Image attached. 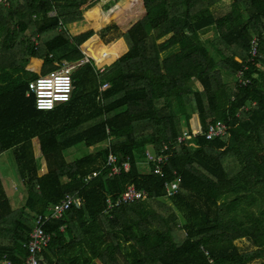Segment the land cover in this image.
Wrapping results in <instances>:
<instances>
[{"label":"trees","instance_id":"trees-1","mask_svg":"<svg viewBox=\"0 0 264 264\" xmlns=\"http://www.w3.org/2000/svg\"><path fill=\"white\" fill-rule=\"evenodd\" d=\"M8 1L0 156L13 152L26 199L13 208L0 180V264H27L34 218L68 195L80 204L48 222L45 264L264 261V0ZM211 31L218 38L205 45ZM64 62L82 63L71 102L37 111L29 83ZM217 121L228 134L208 140ZM76 147L90 152L70 161ZM148 151L170 155L159 174ZM110 154L131 168L111 175ZM131 184L147 199L108 210ZM169 184L180 191L168 196Z\"/></svg>","mask_w":264,"mask_h":264},{"label":"built area","instance_id":"built-area-1","mask_svg":"<svg viewBox=\"0 0 264 264\" xmlns=\"http://www.w3.org/2000/svg\"><path fill=\"white\" fill-rule=\"evenodd\" d=\"M9 5L10 2L8 0H0V7H7ZM260 50L261 40L260 38L255 37L250 50L251 61H255L260 56ZM89 61V59H86L82 63H87ZM81 64L64 62L58 70L51 72L48 75L38 77L29 83V94L35 97V106L37 111L52 112L58 107L71 102L75 90L74 73ZM245 65L247 70L248 64ZM244 71L245 70H242L239 73V76L241 77V82L243 84H247L250 82V79L243 77ZM107 88L108 85H105L103 90H106ZM199 134L200 132L196 133L194 136H198ZM227 134L228 127L226 123L223 121H217L210 125L207 132V139L213 140L219 137H224ZM189 137V131L185 130L178 139V142L184 143ZM164 150L169 152L170 146L165 145ZM147 157L149 164L153 165L155 173L159 174L161 172L162 165H165L169 161L170 155L168 153L158 155L152 151H148ZM106 166V168L110 170L111 175L121 174L123 170L131 168L129 161L121 163L120 159L113 154L108 156ZM96 175L97 174H93L91 176L95 177ZM92 177H89L88 180H90ZM178 191H180L178 184L167 185L168 196L174 195ZM147 196L148 194L145 190H141L135 184H131L117 201L111 198L108 200V210H112L115 207L125 204H132L146 200ZM79 204L80 200L77 198V196L68 195L59 205L54 206L47 215L36 216L34 218L28 241L29 244L26 247L29 251L27 264H45L43 254L50 246L52 241V236L47 232V227L49 224L48 222L52 220H62L64 213L70 211L73 206H78Z\"/></svg>","mask_w":264,"mask_h":264},{"label":"rangeland","instance_id":"rangeland-1","mask_svg":"<svg viewBox=\"0 0 264 264\" xmlns=\"http://www.w3.org/2000/svg\"><path fill=\"white\" fill-rule=\"evenodd\" d=\"M230 11H231V7L229 5H227L226 7L221 6V7L217 8L214 12H215L216 18H221V17L227 15L228 13H230ZM84 24L86 26V25H88V22L85 21ZM74 27L75 28L79 27V25L78 26H70V28H74ZM28 35H30V32H28ZM217 38L218 37H217L215 31H211L207 35L202 36L201 40L205 45H209L213 41H215ZM125 44H126V42H125ZM125 44L123 43L121 45V47L123 49L125 48ZM88 152H90V151L86 150L84 147H76V148L69 150L65 154H66V156H68L70 161H75L76 159L80 158L82 155H85ZM8 160H9V163H8ZM1 161L6 162V165H4L2 167V169L4 170L3 173L5 174L7 172V174L11 175L10 176L11 178L13 177V181L17 182L19 176H18L17 166H16V162L14 159L13 152L12 151L6 152L5 156L3 157V159H1ZM140 167L144 172L150 171L147 168V166L144 164H142ZM12 185H13V182H11L10 190H9V193L11 194V198L13 199L11 201V203H12L13 207L15 209H17V208H20L23 206L25 199H24V195L21 196V194H19V193L17 194L14 192V194H16V196H17V198H15V195L13 193H11L14 191V187H15ZM251 264H264V261L263 260H257V261L252 262Z\"/></svg>","mask_w":264,"mask_h":264},{"label":"crops","instance_id":"crops-1","mask_svg":"<svg viewBox=\"0 0 264 264\" xmlns=\"http://www.w3.org/2000/svg\"><path fill=\"white\" fill-rule=\"evenodd\" d=\"M72 26H78L77 24H74V25H72ZM216 33V32H215ZM5 156V153L4 154H2L1 156H0V180L3 182V184H4V187H5V190H6V192H7V195L9 196V199H10V201H12L13 199L11 198V194L9 193V190H10V184H11V182H13V185L12 186H15L14 187V191L13 192H11V193H13L14 194V192L15 193H19V194H21V196L22 195H24V199H26V191H25V189L23 188V186H22V182H21V180H20V178L18 177V183L16 182V181H13V177L11 178L10 176V174H7V172L4 174L3 172H4V170L2 169V167L4 166V165H6V162H2L1 161V159H3V157ZM8 163H9V160H8ZM47 173V165H46V162H45V160L44 159H42L41 161H40V165H39V175L40 176H42V175H44V174H46ZM19 176V175H18ZM17 186V187H16ZM20 187V188H19ZM15 195V198H17V196H16V194H14ZM25 202V201H24ZM12 204V203H11ZM13 206V205H12ZM14 208V207H13ZM18 209V208H17Z\"/></svg>","mask_w":264,"mask_h":264},{"label":"clouds","instance_id":"clouds-1","mask_svg":"<svg viewBox=\"0 0 264 264\" xmlns=\"http://www.w3.org/2000/svg\"><path fill=\"white\" fill-rule=\"evenodd\" d=\"M65 99H66V97H65Z\"/></svg>","mask_w":264,"mask_h":264}]
</instances>
